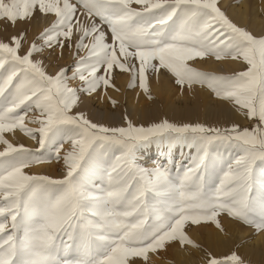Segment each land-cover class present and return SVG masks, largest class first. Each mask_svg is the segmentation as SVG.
I'll use <instances>...</instances> for the list:
<instances>
[{
    "label": "snow or ice",
    "instance_id": "snow-or-ice-1",
    "mask_svg": "<svg viewBox=\"0 0 264 264\" xmlns=\"http://www.w3.org/2000/svg\"><path fill=\"white\" fill-rule=\"evenodd\" d=\"M37 8L54 19L23 54L22 32L0 41V70L7 73L0 75V264H147L148 254L169 242L199 247L186 234L189 221H211L223 231L221 213L264 230V35L237 26L216 0H0V18L23 21ZM66 46L78 56L71 77L68 66L49 74L34 58ZM229 55L242 58L246 70L218 75L189 64ZM115 69L131 73L129 87L138 77L145 92L146 73L167 69L176 84H205L258 124L221 129L163 119L136 126L125 116L126 126L107 127L74 111L84 94L114 87ZM77 78L80 86H70ZM32 110L39 113L35 128L22 114ZM17 128L39 147L5 138ZM62 141L70 150L63 151L61 179L24 171L49 150L59 161ZM165 144L196 150L182 173L173 176L162 163L142 166L145 151ZM206 264L247 262L233 250L207 253Z\"/></svg>",
    "mask_w": 264,
    "mask_h": 264
},
{
    "label": "rangeland",
    "instance_id": "rangeland-1",
    "mask_svg": "<svg viewBox=\"0 0 264 264\" xmlns=\"http://www.w3.org/2000/svg\"><path fill=\"white\" fill-rule=\"evenodd\" d=\"M241 1L242 0H226L227 3L225 2L226 4L225 3L222 4L221 3L222 0H218V1L216 0V2L221 3V4L217 3V6L220 5L218 7H220L221 10L224 11L226 15H227V11L229 10V7H231L232 4H240ZM255 1H256V3L258 2V5H260V6L264 5V2H263L264 0H258V1L257 0H247L246 1L247 7L249 6V8H251ZM132 7L139 8V5L133 3ZM263 13H264V11H261L262 15H263ZM77 15L80 16V19L82 21L87 22V17L81 16L80 13H77ZM53 19H54V16L52 14H48V15L42 14L39 12L38 8L36 9V11L34 10V13L31 17H29L23 21L17 20L16 22L13 23V22L6 21L5 18H0V41L9 42V39L12 35H19L22 32L24 34V41H23V46L21 48V54H23V52L26 51V49L28 48L30 43L36 39V37L44 29V27L49 26V24L52 22ZM96 22L99 24L98 18H97ZM242 27H244V26H242ZM104 30L107 31L106 26H104ZM260 35H264V32H262ZM260 35H256V36H260ZM36 42L40 43V41H38V40ZM108 42H110V33L108 35ZM84 54H85V52L82 50L80 52V55H84ZM34 58L37 60H40L42 62L43 66L45 67V70L49 74H54V72L58 70V67L68 66V73L67 74L69 77H71L72 68L74 67V61L76 59H78V56H76L74 54V48L70 49L66 46L63 50H61L59 47H56L54 50H48L45 48L42 51V54L37 55ZM204 58H209L210 60L215 62L214 64H224V66L226 67L225 68L226 71H221L218 69H206L207 71L209 70L210 72L212 70V72H214L215 74H218V75H231V74L236 73V72L244 71L247 68V64H246V62H244L242 60V58L234 59L230 55L224 56L219 60H217L214 56H211V57L205 56ZM219 62H221V63H219ZM135 63L138 64V62H135ZM228 68H230V69L228 70ZM198 70L206 71L205 69H198ZM156 72L157 73L159 72L157 75H159V74L160 75L157 76ZM100 73L103 74L102 68L100 69ZM6 74L7 73L5 71L0 70V75H6ZM165 75L169 79L168 82L165 81V79H164ZM146 76H147L148 92H145L144 89L139 86V78L138 77H137L136 84L133 85L132 87H129V84L131 82V73L130 72H122L119 69H115L113 72V80H112L114 87L105 88L103 85H101L95 93H93L91 95L84 94L83 96H81V100H83L85 97H89L90 102L92 104L96 105L97 102L95 101V99H99L100 103H102V102L106 103L107 102L106 104H109L111 106V108L114 109L117 107L116 104H117V102H119L120 99L116 95L114 96V95L110 94V91L113 88V89H116V92L118 94H121V95L126 94V98L124 99L125 102L123 100V106L124 107H127V101L126 100H127L128 95H129V97H133V98H131L132 100L130 99L131 102L134 101L137 106H143L145 104H148L149 102H151L154 99L152 92H153V87L156 85L155 81L158 78L160 80L158 84H159L161 90L165 89V87H166L165 83L172 90V92L169 93V97H171L172 94H174L175 92L182 94V95H186L187 92L189 91V89H188L189 87L197 85L196 88H197V90H199L198 92H200V93H201V91L203 92L202 94L199 93L200 94L199 100H201V102L203 103V104L201 103L202 106H204L206 104V102L209 101L210 99L216 98L218 100L219 99L223 100V98L217 97L216 94L214 92H212V90L209 89L207 87V85H205V84L193 83L191 86H189L187 84H185L183 86L176 84L175 83V76L171 72H169L167 69H160L159 71H151L149 73H146ZM156 76H157V78H156ZM69 84H70V86L78 87V86H80L81 82L79 81L78 78L74 79V80L70 79ZM183 89L185 90L184 92H183ZM134 90L139 91V93L137 94L138 96L136 95V97H134ZM178 90H179V92H178ZM180 91H181V93H180ZM123 95L121 97H124ZM202 97L203 98L205 97V99L202 100ZM93 98H94V100H92ZM135 98H136V100H135ZM105 99H106V101H105ZM112 100L116 101L115 105H113L111 103ZM227 101H229V100H227ZM229 102L233 103L232 101H229ZM125 109H126V114L129 115L127 108H125ZM22 114L26 115V119H25L24 123L27 127L35 128V127L39 126L38 124L32 122V118L39 115L38 112L32 110V111H26V113H22ZM159 114H161V109H160ZM238 115L247 119V122H245L243 124H238L241 129L252 128L258 124L257 120L248 119L240 111H238ZM144 122L137 124L136 126H138V125L140 126ZM145 123H147V122H145ZM145 123L143 124V126L149 125V124H145ZM206 126H208V125H206ZM208 127H213V126H208ZM214 127H216V126H214ZM261 127H264V125H261ZM221 129H223V128H221ZM4 136L11 143H13L14 145H17V146L20 144H23L25 147L33 148V149H36L39 147V145L37 144V142L35 140H33L29 135H26L25 133L20 131L18 128L14 129L11 132L4 133ZM62 143H63V150L61 153V159L59 161L56 160L54 156L50 155V153L53 152L54 149L49 150L48 152L43 153V155L41 156L40 162L30 164L26 169H24V171L29 175H44V176H48L52 179H61L66 172V168H65V166H63L64 164L62 161L63 151L70 150V146H68V145H70V142L62 141ZM3 147L4 146L2 144H0V150H3ZM153 150H155L157 153H160V155H161V159L157 162V164L162 163V164L168 166L170 168L173 176L176 175L178 170L182 173L188 166H190V164H192V162L196 156V150L194 148L189 149L187 146H181V145H175L171 149H169L167 144L159 146V147H157L156 145H152L151 149L147 150V151H153ZM119 155H120L119 152H115L112 155L111 159L108 162L109 168L112 167L116 163L115 158H116V156H119ZM143 158H144V155L142 157H140V159H141L140 161H143L144 160ZM228 158H229V153L227 151H224L222 154V159L225 162H228ZM178 160H179V162H178ZM97 183H99V181H97ZM150 200H151V202H155V200L152 199L151 197H150ZM218 219H219L220 224H221L223 229H225L228 226L226 228L227 230L225 229V231L224 230L222 231L224 233V236L229 235V234H227V231H229L230 228L237 226V227H235V230L239 229L240 233L242 231L241 241L253 239L254 236L258 237L259 234H262L264 232V230H257L255 228V226H249V225L243 224V223L237 221L236 219L229 217L226 213H221L218 216ZM229 223H233V224H229ZM234 223H236V224H234ZM203 226H205L204 227L205 229H208V228L210 229V227H211V229L214 228L216 231L217 230H218V232L220 231V229L215 228L216 225L214 223H212L211 221H208V222L202 221L199 225H193L189 221L185 225L186 234L192 240H194L195 243L197 245H199V247H193L192 245L181 246L178 243L169 242L166 249L158 250L156 253L150 252L148 254L149 259L147 261V264H170V263L176 261V258H177L176 253L178 252V250L180 251L182 248L188 249V251L186 253H184L185 256H188V255L194 256L195 255L194 259L190 263L188 262L187 264H206V258H205V256L201 255V252H200V249H202V248H203L202 250L206 254L211 252L212 254L216 255L217 257H220L219 255H217L216 249H213L211 247H207L205 245V243H202L204 241V239L206 238V237L204 238L202 231H200V230H204ZM194 235L197 238L198 237H200V239L203 238V240H200L199 238H198L199 240L196 239L194 237ZM204 246H206V247H204ZM69 258H73V257H69ZM135 261H136V264H144V261L142 258H135Z\"/></svg>",
    "mask_w": 264,
    "mask_h": 264
},
{
    "label": "bare ground",
    "instance_id": "bare-ground-1",
    "mask_svg": "<svg viewBox=\"0 0 264 264\" xmlns=\"http://www.w3.org/2000/svg\"><path fill=\"white\" fill-rule=\"evenodd\" d=\"M246 1L247 0H242L240 4H232L231 7H229V10L228 11L226 10L227 16L238 26L242 25L246 30L250 31L252 34L260 35L262 32H264V13L263 15L261 14V11H264V7H263L264 5L260 6L258 5V2L256 3L255 1L253 3V6L249 8V6L247 7ZM225 2L226 0H222L221 3L224 4ZM217 3L219 4L220 2ZM214 63H215L214 61L204 57L196 58L194 61H189L190 66L196 68L197 70L218 69L221 71H226L225 69L226 67L224 66V64H214ZM229 69L230 68H228V70ZM158 73L156 72V75ZM164 79L167 82L169 80L166 77V75L164 76ZM159 81H160L159 78L156 79L155 81L156 85L153 87L152 93L154 99L148 104H145L143 106H137L134 101L131 102L132 100L131 98L133 97H129L128 95L126 100L127 107H124L123 100L126 98V94L124 95L122 94L124 97H121L122 95L118 94L116 92V89L112 88L110 94L114 96L116 95L120 99L119 102H117L116 104L117 105L116 108L112 109L109 104H106L107 102L100 103L99 99H95L97 104L94 105L90 102L89 97H85L83 100H81L82 102L79 103L78 107H76L74 111H82L93 122L102 123L107 127L126 126L127 121L124 119L125 116H127L133 122L134 125L140 124L144 121L147 122V123L144 122L145 124H150L153 122H159L163 119H168L170 122L176 123L178 125L184 123H192V124L202 123L208 126L226 128V127H231L233 124L238 125L247 122L246 118H243L238 115L237 107L234 106V103H231L227 100L224 99L218 100L216 98L210 99L209 101L206 102L204 106H202L203 103L201 102V100H199L200 99L199 95L202 94L203 92L202 91L201 93L198 92L199 90H197L196 88L197 85L189 87L188 89L190 92L188 91L189 93L188 92L187 94L185 93L186 95H182L175 92L174 94H172L171 97H169V93L172 92V90L166 83H165L166 86L165 89L161 90L158 84ZM184 91L185 90L183 89V92ZM138 93H139L138 90H134V97H136ZM94 98L92 100H94ZM203 99H205V97L204 98L202 97V100ZM125 108H127L129 115L126 114ZM160 109H161V114H159ZM143 159L147 160V163L142 165L151 168L154 167L157 164V162L161 159V155L160 153H157L155 150L145 151ZM229 224H233V223H229ZM204 227L205 226H203V228ZM235 227L237 226H234L232 228L229 227L230 229L228 228L229 229V231H227V234H229L228 236H224V233L221 230L218 232V230L216 231L214 228L211 229V227L210 229L204 228V230H200V231H202L204 238L205 237L206 238L204 239L203 242L202 241L201 242L205 243L207 247L216 249L217 255L219 256L230 254L231 251L235 250L245 259L247 264H264V232L262 234H259L258 237L254 236L253 239L241 241L242 231L240 233L239 229L235 230ZM215 228L217 227L215 226ZM225 229L223 230L225 231ZM194 237L196 239L198 238L200 239V237L197 238L195 235ZM200 240H203V238ZM202 249H200L201 255L205 256L206 258L207 254ZM187 251H188L187 248H182L180 251L178 250V252L176 253L177 254L176 261L170 264H187L188 262L190 263L194 259L195 255L192 256L187 254L188 256H185L184 253H186Z\"/></svg>",
    "mask_w": 264,
    "mask_h": 264
}]
</instances>
